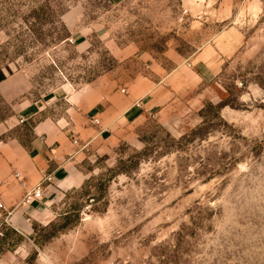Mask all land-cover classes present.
Listing matches in <instances>:
<instances>
[{"label": "rangeland", "instance_id": "rangeland-1", "mask_svg": "<svg viewBox=\"0 0 264 264\" xmlns=\"http://www.w3.org/2000/svg\"><path fill=\"white\" fill-rule=\"evenodd\" d=\"M0 69L163 101L39 216L7 208L0 264H264V0H0Z\"/></svg>", "mask_w": 264, "mask_h": 264}, {"label": "crops", "instance_id": "crops-1", "mask_svg": "<svg viewBox=\"0 0 264 264\" xmlns=\"http://www.w3.org/2000/svg\"><path fill=\"white\" fill-rule=\"evenodd\" d=\"M109 2L119 4L121 0ZM192 67L199 79L215 74L205 60ZM139 81L140 88L131 83L123 93L96 88L93 93L71 92L63 87L51 95L37 96L25 73L0 69V203L16 209L13 216L17 223H23L19 217L23 212L39 216L54 185L64 189L74 181L77 163L86 154L117 141L123 125L159 112L161 84L148 78ZM44 176L53 181L44 185L43 198L21 205L26 192Z\"/></svg>", "mask_w": 264, "mask_h": 264}, {"label": "built area", "instance_id": "built-area-1", "mask_svg": "<svg viewBox=\"0 0 264 264\" xmlns=\"http://www.w3.org/2000/svg\"><path fill=\"white\" fill-rule=\"evenodd\" d=\"M94 122L99 124V120H95ZM18 176L19 175H16V177ZM52 181L53 178L51 176H44L39 185H37L31 191L26 192L22 199L21 205H32L35 201L42 199L44 196V185L46 183H51ZM4 212H7V208L2 203H0V218H3Z\"/></svg>", "mask_w": 264, "mask_h": 264}]
</instances>
